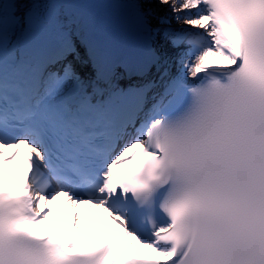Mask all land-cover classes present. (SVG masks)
<instances>
[{"label":"snow or ice","instance_id":"6c2138e0","mask_svg":"<svg viewBox=\"0 0 264 264\" xmlns=\"http://www.w3.org/2000/svg\"><path fill=\"white\" fill-rule=\"evenodd\" d=\"M100 2L0 0V264H264V0Z\"/></svg>","mask_w":264,"mask_h":264},{"label":"bare ground","instance_id":"6f19581e","mask_svg":"<svg viewBox=\"0 0 264 264\" xmlns=\"http://www.w3.org/2000/svg\"><path fill=\"white\" fill-rule=\"evenodd\" d=\"M80 211H81V212H83V210H82V209H80Z\"/></svg>","mask_w":264,"mask_h":264},{"label":"rangeland","instance_id":"374dc122","mask_svg":"<svg viewBox=\"0 0 264 264\" xmlns=\"http://www.w3.org/2000/svg\"><path fill=\"white\" fill-rule=\"evenodd\" d=\"M173 24H176V22L173 21Z\"/></svg>","mask_w":264,"mask_h":264}]
</instances>
